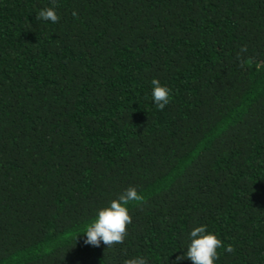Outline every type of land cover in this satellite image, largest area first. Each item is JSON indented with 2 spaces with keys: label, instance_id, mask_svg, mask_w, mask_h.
<instances>
[{
  "label": "trees",
  "instance_id": "1",
  "mask_svg": "<svg viewBox=\"0 0 264 264\" xmlns=\"http://www.w3.org/2000/svg\"><path fill=\"white\" fill-rule=\"evenodd\" d=\"M197 226L264 264V0H0V264H176Z\"/></svg>",
  "mask_w": 264,
  "mask_h": 264
},
{
  "label": "clouds",
  "instance_id": "2",
  "mask_svg": "<svg viewBox=\"0 0 264 264\" xmlns=\"http://www.w3.org/2000/svg\"><path fill=\"white\" fill-rule=\"evenodd\" d=\"M36 18L52 23L59 21L54 7L40 10ZM151 83L153 102L159 110H163L170 101V89L161 85L158 79H153ZM142 199L135 187H129L118 199L112 200L108 206L100 209L85 231V243L92 246H99L101 242L108 246L122 243L127 235V226L132 222L128 206L130 202H139ZM222 247H224L222 240L215 234L207 232L206 226L194 227L190 232L186 256L185 253L178 256L176 264H180L185 258L190 259L193 264H215L219 258L217 250ZM227 251H232L231 247H228ZM127 264H147V261L143 257H137L127 261Z\"/></svg>",
  "mask_w": 264,
  "mask_h": 264
}]
</instances>
